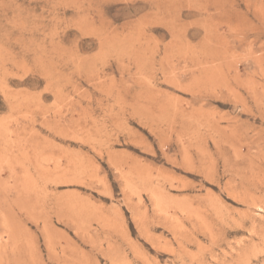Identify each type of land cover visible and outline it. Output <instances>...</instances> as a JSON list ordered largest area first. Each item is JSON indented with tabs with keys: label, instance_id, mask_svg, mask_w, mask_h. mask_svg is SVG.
<instances>
[{
	"label": "rangeland",
	"instance_id": "obj_1",
	"mask_svg": "<svg viewBox=\"0 0 264 264\" xmlns=\"http://www.w3.org/2000/svg\"><path fill=\"white\" fill-rule=\"evenodd\" d=\"M220 263L264 264V0H0V264Z\"/></svg>",
	"mask_w": 264,
	"mask_h": 264
},
{
	"label": "bare ground",
	"instance_id": "obj_2",
	"mask_svg": "<svg viewBox=\"0 0 264 264\" xmlns=\"http://www.w3.org/2000/svg\"><path fill=\"white\" fill-rule=\"evenodd\" d=\"M221 37V36H220ZM215 38V37H214ZM220 40V39H219ZM221 41V40H220ZM227 51V50H226ZM226 51H221V54H222V58H224V54H225V52ZM220 53V52H219ZM214 57V56H213ZM217 59V58H216ZM195 62H196V60H195ZM200 62V61H199ZM209 62V61H208ZM234 62V61H233ZM194 63V62H193ZM212 63V62H211ZM196 65V64H195ZM211 66V65H210ZM201 67V66H200ZM216 68V67H215ZM196 71V70H195ZM204 71V70H203ZM200 73H201V71H200ZM223 73V72H222ZM202 77V76H201ZM222 77V76H221ZM220 77V78H221ZM197 78V77H196ZM202 79V78H201ZM200 79V80H201ZM196 81H197V79H196ZM194 83H195V81H194ZM196 83H199V82H196ZM253 83V82H252ZM192 84V83H191ZM206 84V83H205ZM194 86V85H193ZM206 86V85H205ZM238 86V85H237ZM250 87V86H249ZM226 88V87H225ZM248 88V87H247ZM206 90V89H205ZM220 90V89H219ZM225 90V89H224ZM209 93V92H208ZM237 93V92H236ZM142 95H143V93H141ZM235 94V93H234ZM145 95V94H144ZM204 95V94H203ZM210 95H211V93H210ZM223 95V94H222ZM234 96V95H233ZM235 96H236V94H235ZM220 99H221V97H219ZM238 98V97H237ZM214 99V98H213ZM240 99V98H239ZM238 99V100H239ZM255 100V99H254ZM220 101V100H219ZM222 101V100H221ZM241 103V102H240ZM236 105V104H235ZM240 105V104H239ZM244 105V104H243ZM244 107V106H243ZM263 108V107H262ZM217 133V132H216ZM220 145V144H219ZM237 160V159H236ZM248 165V164H247ZM246 165V166H247ZM194 166V165H193ZM197 166V165H196ZM225 174V173H224ZM19 190V189H18ZM14 192V191H13ZM244 196V195H243ZM231 197H232V195H231ZM243 198H245V197H243ZM248 202V201H247ZM249 203V202H248ZM244 204V203H243ZM250 205V204H249ZM32 220V219H31ZM141 227V226H140ZM171 227V226H170ZM143 232H145V231H143ZM157 241V240H156ZM246 248V247H245ZM108 249V248H107ZM182 249V248H181ZM47 250V249H46ZM109 250V249H108ZM238 250V249H237ZM99 251V250H98ZM49 252V251H48ZM106 253V252H105ZM104 254V253H103ZM221 264V263H220Z\"/></svg>",
	"mask_w": 264,
	"mask_h": 264
}]
</instances>
